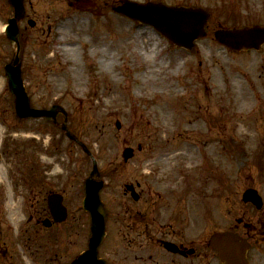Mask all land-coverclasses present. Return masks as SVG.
<instances>
[{
  "label": "rangeland",
  "instance_id": "rangeland-1",
  "mask_svg": "<svg viewBox=\"0 0 264 264\" xmlns=\"http://www.w3.org/2000/svg\"><path fill=\"white\" fill-rule=\"evenodd\" d=\"M121 1L26 0L30 17L38 24L36 29L27 21L20 24L24 32L23 78L32 106L44 108L59 103L69 112L71 127L102 172L105 181L102 198L108 213L116 206L115 198L116 202L124 199L121 204L125 203V185L132 177H140L137 164L127 167L122 157L127 146L137 149L139 144L166 150L192 144L196 154L192 177L195 174L196 184L203 181L202 176L209 177L203 166L209 163L210 170H218L222 176L218 183L225 184L217 191L227 190L231 209L240 207L242 194L248 187L260 188L264 196V125L255 118L261 119L256 101L259 98L264 109V48L261 52L234 54L214 37L220 27L264 25V0H132L207 10L211 14L208 35L190 51L175 47L153 27L117 14L113 8ZM12 12L8 0H0V228L8 229L10 245L22 264H58L59 256L48 247L49 232L41 228L35 232L27 219L33 206L41 210L42 186H38L40 194L29 188L27 184L31 182L18 179L16 169L34 165L37 173L52 181L53 187L64 182L61 189L66 193L64 202L69 216L62 226L64 232L56 240L64 235L62 238L67 243L62 247L63 254L71 261L87 249L91 235L90 218L82 202L93 160L69 140L60 124L54 125L46 119L20 120L16 116L15 96L5 75V66L16 49L4 31ZM81 23L90 25L89 34L80 30ZM140 35L146 41L144 59L133 53V40ZM95 36L104 40L112 60L100 51V43L90 45L87 39L93 40ZM64 45L74 47L76 53L67 55ZM93 47L96 50L91 53ZM109 60L115 64L107 70L104 61ZM229 101H236L232 107L240 115L233 118L229 108L222 109L230 115L228 123L233 129L219 125L220 136L213 124V133L207 141L213 150L210 153L213 156L209 157L205 140L194 138L192 130L198 129V133L199 128L204 130V126L196 128L195 124L205 123V113L212 123L221 124L218 118H222V113L215 115L216 109L224 103L230 104ZM58 120L61 122V115ZM242 125L245 128H240ZM178 133L185 134L181 137ZM238 139L240 142L244 139V151L237 146ZM174 165L172 175L176 174ZM214 180L213 176L206 183L209 192L219 186ZM37 185H41L38 179ZM11 199L12 207L17 210L16 220L9 210ZM216 203L224 204V200L215 198ZM199 212L197 217H204L203 211ZM0 237L6 239V234L1 233ZM111 245L107 240L106 249ZM24 247L29 251L20 252ZM123 247L124 242H120L121 251ZM4 264H10V260Z\"/></svg>",
  "mask_w": 264,
  "mask_h": 264
},
{
  "label": "flooded vegetation",
  "instance_id": "flooded-vegetation-1",
  "mask_svg": "<svg viewBox=\"0 0 264 264\" xmlns=\"http://www.w3.org/2000/svg\"><path fill=\"white\" fill-rule=\"evenodd\" d=\"M30 18L32 17H30L27 10L23 21H28ZM37 24L36 21L33 29L37 28ZM22 33L24 32H21L20 29V41ZM22 48L21 43V50ZM206 93L211 96L208 89H206ZM256 101L257 108L261 111L260 117L262 120L259 117L255 118L264 125L262 100L259 98ZM229 103L226 105L224 103L216 109L215 115L218 116L219 113H222V118H218L221 124L219 122L212 123L208 114L205 113L203 119L205 123L200 124V121H197L195 124L196 128L204 126V130L203 127L199 128V133L197 132L198 129L192 130L194 138L205 140L206 144L204 146H207L206 151L209 157L213 156L210 154L213 150L212 145L207 141L209 140L208 135L213 133V124H215L217 135L220 136L222 133L219 132V125H223L229 130L231 127L228 123L230 115H226L222 109L229 108L233 118H238L236 114L240 115V112L235 111L233 108L237 104L236 101H229ZM204 106L212 111L207 104ZM250 117L252 116H247V118ZM240 128L243 129L245 126L242 125ZM184 134L178 133L177 135L182 137ZM250 138H248V141H250ZM183 140L188 139L184 138ZM238 141L237 146L244 151V139L242 142L239 139ZM221 150L226 151L225 148ZM194 156L196 154L192 144H189L172 150L142 146L134 149L127 163L123 159L127 167L137 164L140 177H132L125 185L126 200L124 204H121L124 199L119 202H116V198L114 199L116 206H113L110 214L108 213L111 234L107 239L110 240V245H112L107 250L106 240L99 257L106 258L108 264H227L226 261L220 259L219 252L213 248L212 239L219 233L230 232L237 235L247 245L246 258L249 264H264V202L261 208H257L253 204L245 203L242 200L238 209L229 208L227 199L230 196L227 190L228 195L225 190L217 191L225 184L222 181L218 183V178L220 179L222 176L218 170H210L209 163H207V166L203 165L209 177L205 179L202 176L203 181L196 184L195 174H193L195 177H192V162H196ZM176 163H179V165H174ZM188 163L189 165H187ZM172 165L175 168L173 170L176 172L175 175H172ZM22 172H25V174L22 175ZM213 172L216 174H213ZM16 174L22 182L29 178L31 184L27 185H29V188L37 190L39 194L38 186H42L41 210L39 211L33 206L27 219L33 225L35 232H40V228L49 232L48 236L45 237L48 238V247L53 248L59 256L57 263L69 264V259L67 255L63 254L62 250L64 243L61 239L64 235L56 240V236L64 232L62 227L64 223L55 221L47 205V197L51 193L61 194L65 201L66 193L64 189H61L64 182H61V185L56 188L53 187L51 185L52 181H48L42 173H37V167L34 165H30V168L18 166ZM213 176L215 177L214 181L219 186L216 185V192L213 191V188L209 192L206 183L211 177L213 180ZM176 178L181 179V181L174 180ZM37 179L41 185H37ZM219 197L221 201L224 200V204H214L215 198L219 199ZM201 210L204 217L198 218L197 213H201ZM1 233L6 234V239L0 237V264L7 263L9 260L10 264H22L17 257L18 253L10 245L8 229L0 228ZM120 242H124L123 251L119 248ZM22 251H29V249L24 247L20 250V252Z\"/></svg>",
  "mask_w": 264,
  "mask_h": 264
},
{
  "label": "water",
  "instance_id": "water-1",
  "mask_svg": "<svg viewBox=\"0 0 264 264\" xmlns=\"http://www.w3.org/2000/svg\"><path fill=\"white\" fill-rule=\"evenodd\" d=\"M10 3L15 9V16L9 21L7 35L13 43L17 44L18 48L12 62L6 66V74L10 89L16 96L17 115L21 119L47 117L56 120L57 115L62 112L66 117V112L58 105L53 106L50 110H38L30 107V99L22 78V63L19 56L18 23L25 15L24 0H10ZM114 10L133 21L154 27L174 45L185 49H191L198 39L207 35L206 28L210 19V14L204 9L167 6L162 3L138 4L125 1ZM30 24L33 26L34 22L30 21ZM215 37L221 44L237 52L260 50L264 44V26L254 25L233 30L219 29L215 32ZM64 129L67 130L70 137L75 138L66 127V119ZM131 154V150L127 149L125 158L127 159ZM97 172L95 165L91 179L87 183V198L84 202L85 209L92 215V238L89 250L81 255L74 264H96V252L105 235L106 211L99 195L102 184L95 180ZM245 198L246 201L252 200L259 205L252 193L246 194ZM53 201L54 203L51 204L56 219L59 221L65 219L66 209L61 205L62 199L56 198ZM213 246L220 251L222 260H227L229 264H248L245 248L234 236L223 234L214 241ZM97 264L105 263L100 261Z\"/></svg>",
  "mask_w": 264,
  "mask_h": 264
},
{
  "label": "bare ground",
  "instance_id": "bare-ground-1",
  "mask_svg": "<svg viewBox=\"0 0 264 264\" xmlns=\"http://www.w3.org/2000/svg\"><path fill=\"white\" fill-rule=\"evenodd\" d=\"M80 26H81L80 27V30L83 32V34H85V32H87V33L89 32V30H90V25L89 24L81 23ZM1 29H3V28H1ZM87 40H88V42L90 43L91 46H95L96 43H100L102 45V47H100V49H101L100 51L104 55L107 54L108 57L106 59L111 58V60H112L113 56H111V54L108 53V51H107L108 49L105 47L104 40H102V39L99 40V38H96V36H95V39H93V40H90V39H87ZM133 43L135 44V46L133 47V53H134V55L137 56V57H141L142 59H144V57H145L144 54L146 53L145 52L146 51V48H145L146 47V41L143 39L142 35H140L139 38L138 37H135L134 40H133ZM63 50H64V52L67 55H72V54H75L76 53V51L74 50V47H71V46H68V45H66V46L64 45ZM94 50H96L95 47H93V50H91V53ZM106 59H104V60H106ZM111 60L104 61L105 62L104 63V66H105V68L107 70L108 69H112L113 66H114V64H115V62L114 63L113 62H110ZM166 109L167 108H165V110ZM1 182H2V177L0 176V183ZM10 201L12 202V203L10 202V205H9V208H10L9 210L11 212V217H12L13 220H16V215H14V213H16L17 210L14 207H12L13 200L11 199Z\"/></svg>",
  "mask_w": 264,
  "mask_h": 264
}]
</instances>
